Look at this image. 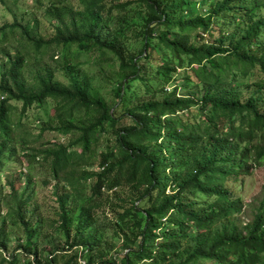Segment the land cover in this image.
<instances>
[{
    "label": "trees",
    "instance_id": "1",
    "mask_svg": "<svg viewBox=\"0 0 264 264\" xmlns=\"http://www.w3.org/2000/svg\"><path fill=\"white\" fill-rule=\"evenodd\" d=\"M34 1L52 38L37 19L0 27V218L11 165L40 166L63 192L34 225L21 178L8 181L0 264H264V183L240 222L264 168V0ZM48 55L54 69L27 72ZM112 80L108 102L97 83ZM50 132L68 140L42 142ZM6 224L24 229L11 252ZM55 228L62 249L38 248Z\"/></svg>",
    "mask_w": 264,
    "mask_h": 264
},
{
    "label": "rangeland",
    "instance_id": "2",
    "mask_svg": "<svg viewBox=\"0 0 264 264\" xmlns=\"http://www.w3.org/2000/svg\"><path fill=\"white\" fill-rule=\"evenodd\" d=\"M48 8L46 6L39 7L36 5L34 0H0V27L4 25L14 24L15 22H20L25 25H33L35 19L40 23L39 33L37 38H43L45 40L50 39L54 36V26L55 23L51 22L47 15ZM262 14V13H261ZM111 29H108L109 32ZM141 43L140 39L132 38L130 48L133 52H138L140 50ZM50 55L46 57L42 65H28V71L30 74H36L43 71V68L49 67L55 68L56 65L54 62L49 61ZM85 60V59H84ZM83 60V61H84ZM6 56H4L0 51V79L4 68H6ZM91 72L95 71L94 67L88 69ZM100 77V76H99ZM57 80L61 82H66L64 78V72L57 73ZM113 80L107 85L104 82L97 83V87H100V92L103 98L108 102L112 101L111 90L113 89ZM159 95L157 98H161ZM54 103L49 101L47 105V110L50 111ZM33 116H38L37 113L45 112L44 110H33ZM41 117H44V113H40ZM34 120V119H33ZM32 129L35 132H39L42 127L41 123L34 121L32 124ZM46 138V139H45ZM44 140L42 142H66L68 139L64 137H58L54 132L46 133ZM51 139V140H50ZM41 144V143H40ZM39 146V145H38ZM22 165V164H21ZM20 167V168H19ZM11 170L14 172L11 173ZM14 177H20L22 184L16 185L18 192L22 195L27 189V194L31 196V202L29 203V212L25 214L26 222H31L35 225V218L32 217L33 210L36 209L40 211L43 217H50L51 213L58 208V195H61L63 192V187L58 185L52 180L47 173V171L41 168L38 165L33 167H27V164L24 163L22 166L11 165L9 169L5 172V175L2 177L3 184V204H2V215L1 217L8 218L7 213H9V208L6 203L8 202V196L11 193V187H9L8 181L13 180ZM264 183V168H258L253 173V175L247 178L246 186L243 189V198L245 200V205L247 206L243 210V214L240 217V222L246 224L251 221L254 214V210L258 205V200L262 192V186ZM131 192L128 189H120L115 192V197L129 198L132 196ZM5 197V198H4ZM102 216L101 213L98 214ZM2 218H0V228L2 227ZM34 218V220H33ZM30 220V221H28ZM19 239H24V229L22 226H13L12 224H6L5 234L3 240L7 243L9 252L14 251L17 248V241ZM63 235L60 231L54 230L53 235L49 238V241L43 242L41 240L38 242V248L50 251L53 249H62L64 246Z\"/></svg>",
    "mask_w": 264,
    "mask_h": 264
}]
</instances>
